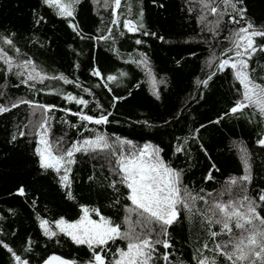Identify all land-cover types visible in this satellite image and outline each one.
<instances>
[{
  "label": "trees",
  "instance_id": "16d2710c",
  "mask_svg": "<svg viewBox=\"0 0 264 264\" xmlns=\"http://www.w3.org/2000/svg\"><path fill=\"white\" fill-rule=\"evenodd\" d=\"M205 4L217 8L216 14ZM113 7L112 0L107 6L105 0H80L73 17H61L44 0H0V49L13 65L9 71L0 59V106L10 109L0 113V264H42L53 254L73 264H91L94 251L111 264L127 241L90 249L58 231L56 221L75 222L83 208L99 220L92 211L98 209L122 232L128 227L126 216L137 232L147 231L135 225L136 212L126 211L133 205L117 165L121 154L145 144L159 149L160 159L180 173L182 189L203 197L194 205L188 201L191 213L177 206L167 236L159 224L150 225L153 240L167 239L171 245L157 244L150 264H197L204 258L209 264H231L214 251L230 236L213 239L210 231L220 232L221 226L206 217L219 218L218 212L212 216L217 202L243 201L239 210L245 211V197L264 217L259 199L264 195V115L255 105L231 112L243 89L230 67L247 60L250 78L264 85V51L249 59L247 54L237 57L234 46L241 27L264 30V0H121L115 15ZM125 21H132L136 31H129ZM254 40L257 48L264 45V37ZM230 57L229 66L219 70ZM26 61L32 64L20 67ZM33 66L48 78L28 80L30 73L35 75ZM210 75L205 87L200 82ZM61 76L71 83L52 78ZM69 94L87 106L65 99ZM80 115L107 116L108 122L95 124ZM45 121L46 132L39 126ZM42 136L66 159L73 145L98 136L124 147L74 151L67 159L73 163L57 172L40 167ZM65 168L70 169L67 184L61 182ZM245 175L248 180L242 179ZM42 220L55 236L45 235ZM238 231L233 228L235 235Z\"/></svg>",
  "mask_w": 264,
  "mask_h": 264
},
{
  "label": "snow or ice",
  "instance_id": "6c2138e0",
  "mask_svg": "<svg viewBox=\"0 0 264 264\" xmlns=\"http://www.w3.org/2000/svg\"><path fill=\"white\" fill-rule=\"evenodd\" d=\"M225 3H230L231 0H224ZM242 2V0H241ZM50 8H54L57 14L61 17H73L75 11V5L80 3V0H44ZM108 0H105L107 6ZM114 5L113 14L115 10L121 7V0H112ZM205 7L210 8L212 14H216L217 8L211 7L210 4H205ZM231 7L235 9V4ZM241 16L243 15V9H240ZM142 15V14H141ZM118 21L113 20L112 23ZM233 22H236L233 19ZM75 30L76 26L71 25ZM124 26L129 31H136L132 21H125ZM142 27V25H141ZM252 29L251 31H249ZM234 46L237 49L235 55L237 57L248 55L249 59L252 54L257 50L264 51V45L257 48L255 37H264V30H256L252 24H248L246 27H241L238 32L235 33ZM106 39V37H105ZM11 45V40L5 41ZM140 43L141 41H136ZM243 42V44H241ZM243 47L244 51L241 52L238 49ZM17 51H19L17 49ZM227 51H232L228 49ZM227 51L224 53L227 55ZM0 59L8 65V70H12L11 58L8 54L0 49ZM229 59H225L220 62L218 68L223 70L226 66H229ZM32 64L31 61H26L24 65L20 67H26ZM230 67L235 70V78L239 81L242 86V100L237 101L236 105L231 109L233 114L243 110L249 105H255L260 113L264 115V85L257 84L250 78L249 72L247 71L249 65L247 60L240 59L230 64ZM33 72L28 75V80L38 79L43 82L48 77L42 76L39 72H36L33 66ZM22 76L23 72L16 73ZM94 75H99V72H94ZM53 79H62L64 83H71L64 77H52ZM211 75L203 83L205 87L208 85V81L211 80ZM110 80L116 79L115 77H108ZM25 82L26 81H22ZM70 101H76L78 104L87 106V101L83 99L77 100L76 97L70 94L65 97ZM23 103H30L29 101H22ZM17 104H13L12 107H17ZM44 107V106H39ZM7 107L0 106V113L9 111ZM46 111L50 110L45 108ZM80 119L83 121L94 122L95 124L107 123V116H101L98 119H93L92 116L80 115ZM218 122V121H217ZM45 123H41L40 128L47 131ZM45 145L43 150H38L40 155V167L43 169H53L57 172L60 171L65 163V155H54L51 146L48 144L46 139L41 138L40 141ZM121 143L131 144L130 141H122ZM85 145H92L95 148H109L107 140L103 136H98L95 140H85ZM261 145H264V140L260 141ZM180 149H178L179 151ZM74 151H80V147L73 145L71 149L66 151L67 157H72ZM159 149L153 148L149 144H145L143 148L139 150L129 151L127 155L121 154L117 160L118 171L121 175V183L125 184L127 189L130 190V194L127 199L131 201L134 207L126 209L128 213L136 212L139 217L135 221V225H143L147 231L137 232L136 227L130 219V216L125 217V223L128 225L127 230L121 231L119 224H113L110 218L103 216L98 209H93L95 215L99 217V220L91 218L88 208H83V215L80 216L75 222L69 223L63 218L56 221V228L61 233L69 236L72 241L76 244H86L90 249L95 247L106 246L110 241L115 242L117 239L127 241L126 249H117L118 258L111 261V264H150L153 259V253L156 251V245L162 244L165 249L171 247L168 240L163 241L152 239L153 228L150 227L152 224H159L162 228L163 235L167 236V227L170 226L178 217L177 206H182L188 212H192V206L188 201H191L194 205L197 199H203V197L193 196L187 189L180 187V173L168 167L159 157ZM66 163L71 164V159L67 160ZM70 169L65 168V175L61 177V182L67 184L68 175L67 172ZM211 179V175L208 177ZM243 180H248L249 177L245 175ZM232 184L236 183V180L231 181ZM19 194L23 195V189L19 190ZM69 198L71 194L69 193ZM264 201V195L259 198ZM244 200L248 201L246 210L240 211L241 207H244L243 201L228 203L217 202L211 206L212 216L215 217L217 212L220 214L219 218L208 219V223L219 224L221 226L220 232L210 231V236L215 239L221 234H228L230 239L224 244L217 243L214 251L220 255L226 257L231 264H264V217L257 211L258 205L254 201L248 200L247 197ZM239 204V207L237 206ZM142 218V219H141ZM258 221V223H257ZM48 221L42 220L41 227L44 228L45 235L55 236L56 232H52L47 227ZM233 228L240 230V234L236 236L233 233ZM2 243V242H0ZM12 252V249L7 244L3 245ZM208 248V245H204ZM231 251H228V249ZM15 256V253H13ZM17 261H20L19 256H15ZM165 261H168L169 256L165 254L163 256ZM23 264H27L24 261ZM46 264H69V262L61 259L58 256H51L46 261ZM91 264H106L104 256L99 252L93 253V261ZM197 264H209L207 258L199 259ZM211 264H216L215 260L211 261Z\"/></svg>",
  "mask_w": 264,
  "mask_h": 264
},
{
  "label": "rangeland",
  "instance_id": "374dc122",
  "mask_svg": "<svg viewBox=\"0 0 264 264\" xmlns=\"http://www.w3.org/2000/svg\"><path fill=\"white\" fill-rule=\"evenodd\" d=\"M106 140H107V142H108V144L110 145V147L109 148H104V149H106V150H108V149H111V148H117L119 145H120V147H122V149H123V147H124V145L123 144H115V143H117V142H114V141H112L111 139H107V138H105ZM114 144V145H113ZM77 146L78 147H80V149H83V150H90V148H95L94 146H92V145H85L84 144V142L83 143H79V144H77ZM45 148V145L44 144H41L40 145V147H39V150H43ZM143 148V147H142ZM52 150V149H51ZM53 152V154L54 155H62V153H63V151H61V150H59V151H52ZM69 158V157H68ZM67 158V159H68ZM67 159L65 158V163H66V161H67ZM65 163H64V165H63V167H65ZM134 207V206H133ZM220 217V216H219ZM91 218L92 219H94L92 216H91ZM68 222V221H67ZM69 223H72V222H69ZM58 231H59V229H58ZM240 234V230L238 231V234L236 235V236H238ZM257 264H259V262H257Z\"/></svg>",
  "mask_w": 264,
  "mask_h": 264
},
{
  "label": "water",
  "instance_id": "95a60500",
  "mask_svg": "<svg viewBox=\"0 0 264 264\" xmlns=\"http://www.w3.org/2000/svg\"><path fill=\"white\" fill-rule=\"evenodd\" d=\"M133 26L135 27V25H134V23H133ZM136 28V27H135ZM134 32V31H133ZM51 256H58V257H60L61 259H63V260H65V261H67V262H69V264H73L72 263V261L70 260V259H67V258H65V257H63V256H61V255H58V254H53V255H51ZM50 256V257H51ZM48 259H46L42 264H46V261H47Z\"/></svg>",
  "mask_w": 264,
  "mask_h": 264
}]
</instances>
